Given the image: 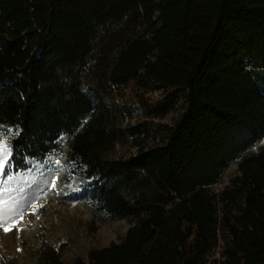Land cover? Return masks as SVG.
<instances>
[{
    "label": "trees",
    "instance_id": "16d2710c",
    "mask_svg": "<svg viewBox=\"0 0 264 264\" xmlns=\"http://www.w3.org/2000/svg\"><path fill=\"white\" fill-rule=\"evenodd\" d=\"M5 129L13 172L64 157L93 216L133 220L70 264H264V147L241 157L264 139V0H0ZM35 264L67 263L45 238Z\"/></svg>",
    "mask_w": 264,
    "mask_h": 264
},
{
    "label": "rangeland",
    "instance_id": "374dc122",
    "mask_svg": "<svg viewBox=\"0 0 264 264\" xmlns=\"http://www.w3.org/2000/svg\"><path fill=\"white\" fill-rule=\"evenodd\" d=\"M178 112H170L164 121L171 122ZM263 147L264 139L241 157L256 154ZM240 159L229 163L209 187L211 191L219 192L230 183ZM63 160L61 157L56 167L44 172L15 173L9 158L6 174L0 175V222L11 224L14 218L18 223L8 233L0 227V264H35L38 245L45 238L58 249L62 261L70 264L77 258L86 259L91 249L119 242L132 224L130 218L103 222L93 216L82 203L85 181L77 178L68 185L62 183Z\"/></svg>",
    "mask_w": 264,
    "mask_h": 264
},
{
    "label": "snow or ice",
    "instance_id": "6c2138e0",
    "mask_svg": "<svg viewBox=\"0 0 264 264\" xmlns=\"http://www.w3.org/2000/svg\"><path fill=\"white\" fill-rule=\"evenodd\" d=\"M14 138V134H11V130L5 129L3 132H0V175H5V165L9 161V158L12 156L11 150V140ZM8 178H11L10 176ZM20 219H23L21 216ZM18 221L13 218L11 224H3L0 222V227H3L5 233L10 232L13 228L16 227Z\"/></svg>",
    "mask_w": 264,
    "mask_h": 264
}]
</instances>
